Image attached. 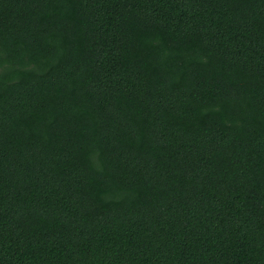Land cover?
<instances>
[{"label": "trees", "instance_id": "16d2710c", "mask_svg": "<svg viewBox=\"0 0 264 264\" xmlns=\"http://www.w3.org/2000/svg\"><path fill=\"white\" fill-rule=\"evenodd\" d=\"M0 264H264V0H0Z\"/></svg>", "mask_w": 264, "mask_h": 264}]
</instances>
